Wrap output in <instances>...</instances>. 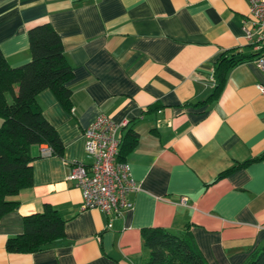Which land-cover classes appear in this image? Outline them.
<instances>
[{"label": "crops", "instance_id": "0c3cea01", "mask_svg": "<svg viewBox=\"0 0 264 264\" xmlns=\"http://www.w3.org/2000/svg\"><path fill=\"white\" fill-rule=\"evenodd\" d=\"M44 22L73 68V106L50 88L38 94L64 151L31 146L34 182L7 196L19 205L0 220V264H140L144 228L187 225L209 264H246L264 244V72L255 59L241 62L219 96L207 97L220 53L255 49L248 0H0V47L13 66L31 59L29 30ZM101 114L121 135L138 134L125 159L133 206L119 214L83 208L68 178L76 162H92L84 130ZM46 203L65 218L64 235L35 252L7 250L23 217Z\"/></svg>", "mask_w": 264, "mask_h": 264}, {"label": "trees", "instance_id": "16d2710c", "mask_svg": "<svg viewBox=\"0 0 264 264\" xmlns=\"http://www.w3.org/2000/svg\"><path fill=\"white\" fill-rule=\"evenodd\" d=\"M29 42L31 59L20 66H13L0 47V220L19 205L7 196L34 182L31 146L46 142L52 146L53 153L64 151L57 129L43 113L39 92L50 88L65 108L73 106L72 89L68 85L73 68L60 33L50 22H44L29 30ZM263 49L223 50L215 61L216 84L207 100L219 96L234 66L256 59ZM137 143L138 134L129 127L121 137L118 160L124 161ZM251 161L234 164L213 181ZM23 223L24 231L7 239V250L35 252L54 244L65 232V218L49 203L42 211L25 215ZM142 233L148 257L140 264H209L188 225L179 233L162 226L146 227ZM246 264H264V244L250 254Z\"/></svg>", "mask_w": 264, "mask_h": 264}, {"label": "built area", "instance_id": "2783aa9c", "mask_svg": "<svg viewBox=\"0 0 264 264\" xmlns=\"http://www.w3.org/2000/svg\"><path fill=\"white\" fill-rule=\"evenodd\" d=\"M254 22V30L248 36L256 49L264 48V0H248ZM264 72V49L255 59ZM264 93V84H259ZM120 124L110 116L101 114L86 126L85 148L93 158L90 164L76 162L68 176L83 192V208L99 207L106 213L119 214L124 208L132 207L129 193L137 188L131 175L130 164L119 161L118 154L122 135ZM46 153H53L48 146ZM186 197L182 202L186 203Z\"/></svg>", "mask_w": 264, "mask_h": 264}]
</instances>
